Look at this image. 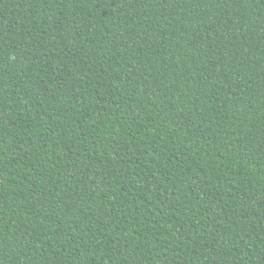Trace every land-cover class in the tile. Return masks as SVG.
Returning <instances> with one entry per match:
<instances>
[{
    "label": "trees",
    "instance_id": "trees-1",
    "mask_svg": "<svg viewBox=\"0 0 264 264\" xmlns=\"http://www.w3.org/2000/svg\"><path fill=\"white\" fill-rule=\"evenodd\" d=\"M0 264H264V0H0Z\"/></svg>",
    "mask_w": 264,
    "mask_h": 264
},
{
    "label": "water",
    "instance_id": "water-1",
    "mask_svg": "<svg viewBox=\"0 0 264 264\" xmlns=\"http://www.w3.org/2000/svg\"><path fill=\"white\" fill-rule=\"evenodd\" d=\"M2 180H3V177H2V175L0 173V184H1Z\"/></svg>",
    "mask_w": 264,
    "mask_h": 264
}]
</instances>
